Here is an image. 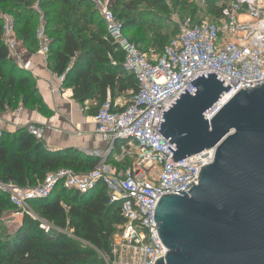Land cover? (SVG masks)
<instances>
[{
  "label": "built area",
  "instance_id": "obj_1",
  "mask_svg": "<svg viewBox=\"0 0 264 264\" xmlns=\"http://www.w3.org/2000/svg\"><path fill=\"white\" fill-rule=\"evenodd\" d=\"M87 1L103 23V39L122 54L121 70L133 77L136 90L122 108L107 99L93 116L96 135L106 144L93 169L76 173L62 168L34 187L0 182V192L8 197L17 215L38 220L30 202L48 198L59 187L86 194L101 185L120 218L110 253L103 257L106 264H154L167 253L158 240L153 219L157 200L166 195L180 196L181 192L189 194L185 190L198 185V170L211 164L215 154L208 150L173 162V153L167 148L175 152V147L157 132L161 115L184 91L190 96L196 92L190 84L196 76L214 74L224 88L230 87L205 116L207 122L241 90L264 82V0H231L215 20L179 22L177 34L155 56L125 36L123 23L108 0ZM34 9L39 14L36 52L47 59L51 40L42 14L36 6ZM0 23L1 41L12 59L17 46L14 19L0 13ZM107 58L116 64L112 54ZM55 76L60 93L64 74ZM24 129L42 142V127L28 124ZM122 162L128 167L119 171L115 165ZM40 227L46 234L52 231L47 223Z\"/></svg>",
  "mask_w": 264,
  "mask_h": 264
},
{
  "label": "trees",
  "instance_id": "obj_2",
  "mask_svg": "<svg viewBox=\"0 0 264 264\" xmlns=\"http://www.w3.org/2000/svg\"><path fill=\"white\" fill-rule=\"evenodd\" d=\"M108 1L122 21L124 33L139 26V20L129 13L139 7L141 0L121 4V13H117L121 0ZM208 2L210 13L221 12L222 6H217L219 0ZM0 4L11 5L16 13L8 14L14 19L16 38L24 43L32 41L34 46L39 20L36 5L51 40L48 67L55 75L64 74L63 87L72 91L75 102L84 104L96 100L100 107L107 97L112 102L116 91L125 90L121 88L122 54L103 39V23L87 0H0ZM95 16L99 24L93 21ZM63 19L68 21L61 24ZM1 33L0 23V110H14L20 105L23 109L50 115L29 73L9 57ZM109 53L114 56L115 65L108 60ZM99 161L98 157L74 150L47 151L42 142L36 141L25 129L18 130L12 137L5 134L0 137L2 183L34 187L49 173L62 168L84 173ZM10 207L8 197L0 192V211ZM30 208L38 220L24 217L13 234H1L0 223V264H106L103 257L110 253L114 228L119 226L120 219H114L115 209L109 204L103 186L86 194L59 187L48 198L30 202ZM42 223L59 231L55 236L46 234L40 227Z\"/></svg>",
  "mask_w": 264,
  "mask_h": 264
},
{
  "label": "water",
  "instance_id": "obj_3",
  "mask_svg": "<svg viewBox=\"0 0 264 264\" xmlns=\"http://www.w3.org/2000/svg\"><path fill=\"white\" fill-rule=\"evenodd\" d=\"M161 115L157 132L173 162L214 150L197 186L160 197L153 215L167 250L154 264H264V82L205 116L230 89L214 74L196 76ZM179 193V192H176Z\"/></svg>",
  "mask_w": 264,
  "mask_h": 264
},
{
  "label": "crops",
  "instance_id": "obj_4",
  "mask_svg": "<svg viewBox=\"0 0 264 264\" xmlns=\"http://www.w3.org/2000/svg\"><path fill=\"white\" fill-rule=\"evenodd\" d=\"M229 1L231 0H219L217 6H225ZM219 15L220 13H211L208 21L215 20ZM191 19L193 20L194 17ZM15 39L17 41L14 49L16 56L12 57V61L20 69L29 73L50 115L44 116L36 110L23 109L20 105L14 110L8 109L2 112L0 117L1 133L12 137L28 124L37 125L44 129L42 144L47 151L74 150L85 156L101 159L106 150V144L95 132L93 116L96 114L94 105H97V101L89 100L79 104L72 98V91L64 87L58 93L60 86L55 74L48 67L47 59L36 52L32 41L24 43L16 37ZM147 54L156 55L151 52ZM121 78L123 80L121 88L125 90L116 91L112 102L110 97H107L118 109L127 104L131 93L136 90L133 77L122 72ZM115 166L122 171L128 167V163L122 162Z\"/></svg>",
  "mask_w": 264,
  "mask_h": 264
},
{
  "label": "rangeland",
  "instance_id": "obj_5",
  "mask_svg": "<svg viewBox=\"0 0 264 264\" xmlns=\"http://www.w3.org/2000/svg\"><path fill=\"white\" fill-rule=\"evenodd\" d=\"M127 1L129 0H121L117 13H121V4ZM202 1H205V4ZM208 1L210 0H141L142 3L139 7L129 13L130 16L139 20V26L136 29L125 31L124 34L130 41L137 43L143 51L157 55L169 40L177 34L179 22L192 17H194V22H201L211 18V13L207 7V3H210ZM0 13L4 15L16 14L9 4H0ZM69 20L72 21L73 17L70 16ZM67 21L63 19L61 24ZM93 21L97 24L100 23L96 16ZM90 29L93 30L94 27H90ZM91 45L93 46V44ZM98 109L99 106L94 105V111ZM16 211L14 207H10V209L4 208L0 211L1 234H13L21 225L24 217L28 216L27 214L17 215ZM113 214H115V220L119 218L116 210H114ZM34 216L36 215L34 214ZM114 229L113 238L117 234L118 226H115ZM58 231L55 228L49 234L55 236Z\"/></svg>",
  "mask_w": 264,
  "mask_h": 264
}]
</instances>
